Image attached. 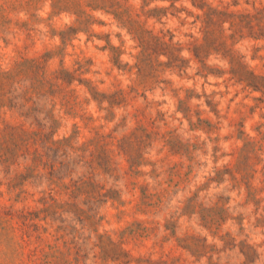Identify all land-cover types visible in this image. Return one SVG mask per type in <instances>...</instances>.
Segmentation results:
<instances>
[{"label":"trees","instance_id":"obj_1","mask_svg":"<svg viewBox=\"0 0 264 264\" xmlns=\"http://www.w3.org/2000/svg\"><path fill=\"white\" fill-rule=\"evenodd\" d=\"M41 1L5 0L11 11L27 14ZM49 1L51 16L73 15L81 26L91 24L93 16L90 12L111 16L130 35L135 43L133 49L137 51L129 54L132 64H123L125 42L117 47L109 41L113 67L131 82L122 87L117 81L110 92H100L90 79L76 78L75 74L90 73L83 69L92 62L86 60L84 52H78L73 44L74 52H66L70 40L64 33L59 34L62 44L59 47L35 56L18 51L7 64H0V195L6 186L10 198L21 205L22 214L28 202L35 201L39 211L48 213L46 219L50 217L57 232L71 229L76 234L78 227L86 229L88 224L95 225V215L108 203L123 206V191L118 186L126 181L129 172L139 178L147 176L140 171L147 165L153 166L151 173L161 169L158 162L151 164L145 160L159 136L152 130L157 120L152 118L155 103L149 100L148 93L153 94L160 84L170 83L159 80L161 75L169 73L191 79L188 70L194 63L198 65L194 77L228 75L227 90L240 87L247 96L259 94L254 100L264 102V0H138V7L130 3L132 0ZM184 4H189L194 11ZM189 18L193 19L190 23ZM150 20L160 27L150 28ZM171 20H177L180 27L168 28L167 23ZM8 24L9 20H6L2 25ZM187 25L190 32L182 33L180 28ZM5 29L9 30V27ZM72 31L76 35L81 30ZM1 40L9 44L4 38ZM0 49L3 50L1 46ZM185 52L191 57H183ZM67 57H74L73 70L65 68ZM211 57L228 69H218L214 74L207 65ZM57 58L60 69L51 70ZM77 81L85 87L84 100L72 88ZM178 95L179 90L174 97ZM141 98L142 103L138 104ZM191 99L188 95L180 99L179 104L184 107L181 108L184 118L192 124ZM92 102L104 115L99 117L101 125L90 127L94 123L93 115H82L81 112ZM219 104L207 102L210 111L217 115ZM156 113L161 114L160 111ZM77 118L86 121L89 135L81 138L77 123L70 134L61 135L67 123ZM198 122L203 121L198 118ZM113 123L114 127L109 128ZM236 138L242 145L235 169L219 166L220 149L214 146L206 150V142L193 146L186 143L177 152L189 160L195 153L198 157H211L209 170H205L209 167L207 162L196 163L199 164L196 167L189 165L183 180L187 185L193 178L202 181L184 204L185 210H191L190 219L196 218L200 233L205 234L187 235L190 244L184 249L202 257L207 249L216 250L219 243L222 247L216 253L227 255L219 257L215 264L223 260L230 264L234 257L238 264H264V250L261 251L264 241L254 242L257 237H264V133L249 137L240 130ZM209 141L219 140L210 138ZM118 159L128 165L124 173ZM171 173L177 176L175 172ZM226 182L230 183L223 193L238 192L237 197L245 194L244 203L231 206V196L210 193L212 185L218 189ZM148 186L141 187V206H163L162 197L157 203H147L152 199ZM35 196L39 198L35 199ZM246 207L253 209L233 215L237 209ZM228 224L230 226L226 227ZM43 231L46 232L45 228ZM98 238L109 240L111 237L103 234ZM209 239L212 244L208 243ZM109 244L115 247L116 260L132 264L130 253L123 248L124 242L110 240Z\"/></svg>","mask_w":264,"mask_h":264},{"label":"rangeland","instance_id":"obj_2","mask_svg":"<svg viewBox=\"0 0 264 264\" xmlns=\"http://www.w3.org/2000/svg\"><path fill=\"white\" fill-rule=\"evenodd\" d=\"M130 3L138 7V0H132ZM184 6L194 11L189 4H184ZM30 12L29 14L13 12L5 0H0V38H4L9 43L6 45L4 41H0V46L3 48V50L0 49V64H7L9 58L16 56L18 51H22L27 56H35L59 47L62 45L59 34L64 33L70 40L66 52L69 54L74 52L71 45L73 44L78 48V52L80 50L84 52L83 56L86 60L92 62L83 69V71L89 70L90 73L83 76L75 74L76 78L94 81L100 92H110L117 81L122 87L131 84L126 76H120L117 69L113 67L109 41L111 45L117 47L125 42L123 48L125 54L121 59L123 64L133 63L129 54L137 52L133 49L135 43L127 31L121 29L111 16L100 12H90L93 16L91 24L81 26L77 23L76 16L65 13L51 16L52 8L49 0H42L35 10ZM6 20H9V24L3 26V21ZM192 20L189 18L187 21L190 23ZM148 26L150 28L160 27L154 24V20H150ZM6 27H9V30H6ZM167 27L176 29L180 27V24L177 20H171L168 21ZM188 28L187 25L180 30L188 34L190 32ZM73 29L81 31L74 35ZM4 30L10 35H7ZM183 57L188 59L191 56L185 52ZM73 59L74 57L66 58L65 68L74 69ZM207 65L214 74H217L218 69H228L215 57H211ZM191 66L192 69L188 70L191 79H182L177 75L167 73L161 75L159 80L170 83L160 84L159 89H156L153 94L148 93L149 100L155 103L152 118L157 120L156 125L151 128L159 136L151 154L145 155V160L151 164L158 162L161 169L157 173H151L154 168L147 165L140 169L147 176L139 178L131 176L129 172L126 181L119 183L118 186L123 191L122 201L125 204L119 206L118 204L112 205L110 202L105 205L95 215L94 219L97 222L95 225L88 224L86 229L78 227L76 234L71 229L57 232L55 231L56 225L52 223L50 217L46 219L48 213L39 211L40 207L35 201H29L27 209L22 214L21 205L15 204L10 198L6 186L1 189L3 194L0 195V264H48L51 262L53 264H122V261L116 260L115 247L109 244L110 240L124 242L123 248L130 253L132 264H211V262L215 264L219 257L227 255L216 253V250L222 247L219 243L216 250L209 248L202 257L192 255L184 249L190 244L187 235L194 233L205 236V234L200 233L196 218L190 219L188 214L191 210H185L184 204V201L192 196L196 186L202 181L193 178L196 171L192 174L193 179L190 184L187 185L183 180L186 179L185 175L189 170V165L196 167L199 165L196 163L207 162L209 167L205 170H209L211 157H198V153H195L191 155L193 159L189 160V157L177 152L186 143L193 146L195 143L200 145L206 142V150H211L214 146L220 149L219 166L226 165L230 169H235L239 163V147L242 145V142L236 138L239 131H243L249 137L257 136L259 132L264 133V102L254 100V97H259V94L247 96L248 93L242 92L240 87H231L227 90L225 81L229 78L228 75L194 77L198 65L192 63ZM58 69H60L59 58L51 66V70ZM72 88L76 89L81 100H84L85 87L79 85L77 81ZM162 88H166L165 91H162ZM177 90H179V95L174 97ZM139 92L142 93L143 90ZM188 95L192 98L189 103L193 110L192 124L184 118L181 112V108L184 107L179 104V100L185 99ZM211 101L214 104L220 103L217 108L218 115L210 111L207 102ZM141 103L142 98L138 104ZM98 109L96 103L92 102L86 107V111L81 112L82 115L86 113L93 115L94 123L92 122L90 127L102 124L99 117L104 113L99 112ZM156 111H160L161 114L158 115ZM198 118L203 122H198ZM75 123L80 127L81 138L89 135L86 121L80 118L71 119L61 131V135L65 132L70 134ZM114 125L115 123L110 124L109 128ZM209 137L219 141L211 143ZM117 161L123 165L122 173L128 170L126 162L122 159ZM171 171L177 176L172 175ZM158 174L160 176H157ZM229 183H224L218 189H214L216 185H212L210 193H219L224 197L231 196V206L244 203L245 194L237 197L238 192L223 193ZM146 184H149L148 194L152 196L147 203H157L158 198L162 197L163 206H150L149 208L141 206V187ZM252 209L253 207L237 209L233 215L250 212ZM229 226L230 224L226 227ZM44 228L46 232L43 231ZM103 234L111 238L100 240L98 236ZM262 241L264 237H257L254 240L257 243ZM208 243L212 244L211 239ZM219 263L225 264V260ZM230 264H238L235 257Z\"/></svg>","mask_w":264,"mask_h":264}]
</instances>
